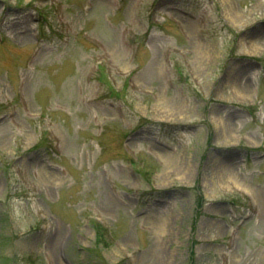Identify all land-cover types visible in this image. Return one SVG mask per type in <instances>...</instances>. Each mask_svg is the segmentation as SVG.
<instances>
[{
    "label": "rangeland",
    "instance_id": "374dc122",
    "mask_svg": "<svg viewBox=\"0 0 264 264\" xmlns=\"http://www.w3.org/2000/svg\"><path fill=\"white\" fill-rule=\"evenodd\" d=\"M15 1L0 30V264H264V0ZM39 9L59 15L51 32Z\"/></svg>",
    "mask_w": 264,
    "mask_h": 264
}]
</instances>
